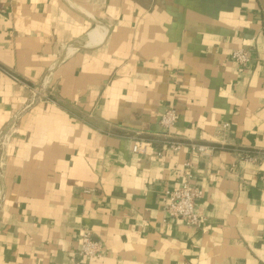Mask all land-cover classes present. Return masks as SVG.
Returning <instances> with one entry per match:
<instances>
[{
    "label": "crops",
    "instance_id": "0c3cea01",
    "mask_svg": "<svg viewBox=\"0 0 264 264\" xmlns=\"http://www.w3.org/2000/svg\"><path fill=\"white\" fill-rule=\"evenodd\" d=\"M237 49L252 62L231 59ZM230 147L197 159L133 138ZM264 0H0V264H264ZM189 164L187 167L186 165ZM201 192L198 228L166 190Z\"/></svg>",
    "mask_w": 264,
    "mask_h": 264
},
{
    "label": "built area",
    "instance_id": "2783aa9c",
    "mask_svg": "<svg viewBox=\"0 0 264 264\" xmlns=\"http://www.w3.org/2000/svg\"><path fill=\"white\" fill-rule=\"evenodd\" d=\"M231 59L244 68L252 62L249 51L245 49L233 51ZM177 119L176 111L173 108L167 109L160 118L162 133L151 137L137 134L133 138L132 152L134 154L143 153L147 148L157 145L161 151L179 152L187 148L191 153V157L204 159L230 147L229 122L221 123L215 135V142L206 144L193 141L186 142L176 138L172 133V129L176 126ZM241 158L251 163L261 162L263 165L261 171L264 176V152L244 151L241 153ZM186 166L188 167L189 164ZM200 197L201 192L189 181H185L179 188L165 191L162 209L167 217L182 221L188 227L198 228L202 224V219L196 211V202ZM102 254L101 243L94 239L90 230L85 229L81 235L80 248L76 252L74 264H82L84 259L101 257Z\"/></svg>",
    "mask_w": 264,
    "mask_h": 264
}]
</instances>
